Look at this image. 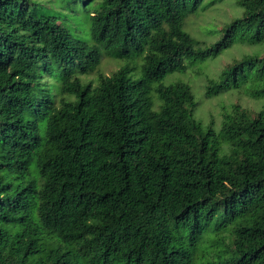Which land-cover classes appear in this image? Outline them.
Here are the masks:
<instances>
[{
  "label": "trees",
  "instance_id": "trees-1",
  "mask_svg": "<svg viewBox=\"0 0 264 264\" xmlns=\"http://www.w3.org/2000/svg\"><path fill=\"white\" fill-rule=\"evenodd\" d=\"M68 1L89 40L44 0H0V264H264V0ZM228 2L240 16L210 44L187 30ZM237 45L255 51L205 96L262 106H231L216 131L188 83L162 81ZM101 49L142 76L86 81Z\"/></svg>",
  "mask_w": 264,
  "mask_h": 264
},
{
  "label": "rangeland",
  "instance_id": "rangeland-1",
  "mask_svg": "<svg viewBox=\"0 0 264 264\" xmlns=\"http://www.w3.org/2000/svg\"><path fill=\"white\" fill-rule=\"evenodd\" d=\"M44 7L51 8L59 13L61 19L68 25L72 34L77 35L82 39L89 40L88 13L84 6H79L72 9L73 5L68 0H44ZM240 10L232 3H224L209 8L203 13L191 16L187 20V30L197 39L210 44L214 39H217L219 34H212V31L219 32L227 24L233 21L237 16H240ZM255 51L253 48L237 45L228 54L221 56L219 59L211 62L206 67H201L197 71L189 69L187 74L174 73L166 77L162 83L165 86L183 82L188 83L192 87L195 101L198 104L195 109V117L204 126H210L219 131L223 114L235 104L241 105L243 108L250 110L253 113L261 109L262 102L251 98L244 90H230L221 95L208 98L205 96V91L208 85L209 78H213L220 71L231 64L235 59H240L245 54H252ZM101 63L97 70L85 78L86 81H91L94 84L98 83L99 74L111 75L119 68L129 66L131 68V78L139 79L142 76L141 58L133 59L132 61L114 59L109 54L107 49H101ZM160 82L152 85V96L155 101V109L158 107L157 88Z\"/></svg>",
  "mask_w": 264,
  "mask_h": 264
}]
</instances>
